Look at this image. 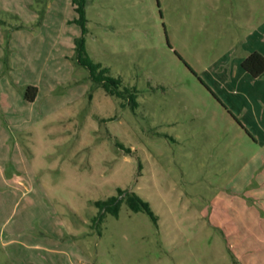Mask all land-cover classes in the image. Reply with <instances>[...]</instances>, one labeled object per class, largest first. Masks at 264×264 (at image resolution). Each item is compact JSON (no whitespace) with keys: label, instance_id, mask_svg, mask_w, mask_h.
<instances>
[{"label":"rangeland","instance_id":"374dc122","mask_svg":"<svg viewBox=\"0 0 264 264\" xmlns=\"http://www.w3.org/2000/svg\"><path fill=\"white\" fill-rule=\"evenodd\" d=\"M77 17L0 0V264H264L263 154L225 86L264 0H87L85 56L134 107L73 59Z\"/></svg>","mask_w":264,"mask_h":264},{"label":"trees","instance_id":"16d2710c","mask_svg":"<svg viewBox=\"0 0 264 264\" xmlns=\"http://www.w3.org/2000/svg\"><path fill=\"white\" fill-rule=\"evenodd\" d=\"M74 5V10L78 17L74 20V23L80 26L82 36L74 39L73 48V59L77 63L83 66L90 75L91 80L99 87H102L104 92L111 97L118 99H127L128 103L133 107L136 105V89L134 87H125L120 78H113L109 75L107 68H102L100 64H95L89 58L85 56V39L84 35L86 33V23L85 18V7L87 0H72ZM241 68L245 71L251 78L257 79L264 74V57L259 53H252L249 55L241 64ZM25 99L27 102H33L36 97V88L27 87L25 93ZM235 119V118H234ZM236 120V119H235ZM240 125V123L236 120ZM241 126V125H240ZM242 127V126H241ZM118 195L122 196V192L118 191ZM124 200L127 206L133 212L145 211L152 216L148 206L135 194L124 195ZM119 201L117 198L112 197L104 202H95L97 208L101 210H107L114 216H117Z\"/></svg>","mask_w":264,"mask_h":264},{"label":"crops","instance_id":"0c3cea01","mask_svg":"<svg viewBox=\"0 0 264 264\" xmlns=\"http://www.w3.org/2000/svg\"><path fill=\"white\" fill-rule=\"evenodd\" d=\"M15 29L17 30V27H15ZM13 34L15 36L18 33L17 31H15ZM16 39H18V36L10 39V44L17 41ZM12 47L14 49V44ZM255 52L264 57V33H260L255 37L252 36L251 39L249 38V40L246 39L244 41V43L240 47V53L238 57L239 63L242 64V62L249 55ZM230 73L231 70H228V75ZM256 85H259V89L264 88V74L257 79H253L245 71H243L242 68H239V64H237L234 67L233 75H229V79L226 81L225 86L230 90L233 96L238 97L241 103H243L244 107L240 110V112L242 113V117H240V125L242 126L241 128H243V130H245L246 133L253 139V141L257 145H259V152L263 154V156L261 157L263 162L260 163L261 167L262 163L264 165V98L263 96H260L262 95L260 93H255V95L253 96L248 95L244 91V89H247L248 86L257 87ZM260 103L263 105L261 106ZM232 106L233 105H231V107ZM263 183L264 180L260 182V184ZM79 262V264H84V261L82 260H80Z\"/></svg>","mask_w":264,"mask_h":264}]
</instances>
